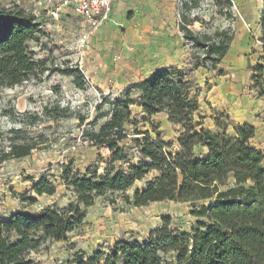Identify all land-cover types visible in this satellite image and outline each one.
Listing matches in <instances>:
<instances>
[{
    "label": "trees",
    "instance_id": "16d2710c",
    "mask_svg": "<svg viewBox=\"0 0 264 264\" xmlns=\"http://www.w3.org/2000/svg\"><path fill=\"white\" fill-rule=\"evenodd\" d=\"M258 25L262 53L248 69L252 88L264 99V0ZM179 30L196 53L193 67L223 75L219 65L230 48L234 30L200 33L188 28L185 19ZM42 34L36 15L19 3L8 6L0 0V87L20 85L46 70L44 61L36 60L29 49V42ZM54 70L72 77L76 88L86 87L77 64ZM193 85L183 68L169 65L129 84L119 97L110 99L102 94L93 122L105 120L89 137L94 145L105 146L110 152L105 171L98 173L91 166L80 171L71 161L62 163L60 179L74 201L62 208L49 204L37 211L17 210L0 218V264H38L30 253L46 239H65L83 223L86 208L108 193H116L110 203L115 204L119 198L120 211L161 201L207 203L192 208L196 224L189 233L174 235L169 230L170 217L163 216L161 227L145 241L120 239L106 254L101 250L87 257L76 254L74 264H161V255L168 253L174 254V264H264V152L250 142L255 128L230 121L225 112L219 113L224 118L214 119L213 128L201 127L193 116L199 109ZM133 104L146 116L163 113L168 122L178 125L176 144L163 140L155 126V137L148 130L134 131L132 134L142 136L129 137L126 124ZM103 105L107 109L100 111ZM44 112L53 119L69 114L57 105ZM9 132L14 137L0 149V165L29 156L39 144L25 138L22 128H11ZM128 138L130 143L126 144ZM198 150H206V156L199 157ZM134 154L138 160L130 164ZM115 162L122 166L116 168ZM150 172L155 174L145 180ZM28 178L34 194H55L56 188L47 177ZM229 179L231 186L223 189ZM141 181L143 185L138 187L136 183ZM17 196L29 199L24 193Z\"/></svg>",
    "mask_w": 264,
    "mask_h": 264
},
{
    "label": "rangeland",
    "instance_id": "374dc122",
    "mask_svg": "<svg viewBox=\"0 0 264 264\" xmlns=\"http://www.w3.org/2000/svg\"><path fill=\"white\" fill-rule=\"evenodd\" d=\"M156 1L160 6L165 2L172 7L174 24L178 30L184 19L188 28L200 33L212 34L215 30L227 28L234 30L231 50L228 52L231 56L227 53L221 61L223 69L219 65L227 76L217 75L215 71L210 72L201 67L194 68L193 57L196 53L184 40L188 64L183 69L187 77L193 80L192 93L198 94L199 109L193 115L195 121L201 123V127L211 129L215 125L214 119L219 113L225 112L228 119L235 122L229 108L235 97L232 93L223 92V88L229 82H235L241 84L242 94L246 95L249 89H253L251 71L247 68L249 64L256 63L260 57L257 54L262 53L258 25L262 0H220V3L213 0ZM13 2L21 4L41 22L43 34L29 42V49L36 60L44 61L46 70L20 85L0 87V149L7 147L14 137L9 132L11 128H22L25 138L39 142L29 156L10 159L0 165V218L17 210L33 212L49 204L62 208L73 202L75 197L60 179L64 161H71L74 168L80 171L89 166L97 168L98 173L105 171L110 152L105 146L94 145L89 137L90 132L97 131L105 120L102 118L93 122L98 113L96 105L101 101L102 94L114 99L135 82L119 76L120 69L115 62L121 59L115 54L116 44L109 42L105 34L101 37L91 35L83 46L80 45L79 38L83 29L80 20L68 11L52 14L57 0H5L8 6ZM250 55L247 65L240 66L239 61H244ZM75 64L84 74V89L76 88L72 77L54 70ZM141 76L139 73L138 78ZM253 91L257 94L255 89ZM56 105L67 109L68 116L54 119L46 116L44 109ZM102 109H107V106L103 105L100 111ZM130 109V120L126 124L129 137L142 136L132 134L138 130H148L155 137L156 132L152 130V126H155L163 140H172L176 144L180 128L168 122L165 114L146 116L135 104ZM78 143H81L80 146H77ZM125 143L129 144L130 139ZM73 146L76 148L73 149ZM198 154L204 157L207 153L206 150H198ZM137 160L134 154L129 163ZM113 164L116 168L122 166L121 162ZM127 165L123 164L124 167ZM154 174L150 172L145 180L151 179ZM40 176L47 177L55 186V194L38 196L30 190L31 181L28 177L37 179ZM231 183L229 179L223 189L231 186ZM136 185L142 187L143 181ZM20 193L34 201L21 200L17 196ZM114 196L116 193H108L96 198L94 204L86 208L80 226L63 240L46 239L37 250L30 253V258L38 264H74L73 259L78 253L87 257L101 250L106 254L109 247L120 239L145 241L153 231L161 227L163 216L170 217L169 230L174 235L189 233L196 224V217L191 214L192 208L207 203L161 201L143 207H125L120 211L122 204L119 198L115 204L110 203ZM161 257V264H174L173 253L162 254Z\"/></svg>",
    "mask_w": 264,
    "mask_h": 264
},
{
    "label": "crops",
    "instance_id": "0c3cea01",
    "mask_svg": "<svg viewBox=\"0 0 264 264\" xmlns=\"http://www.w3.org/2000/svg\"><path fill=\"white\" fill-rule=\"evenodd\" d=\"M162 3L163 6L156 0H120L113 6L112 21L106 22L92 35L101 37L105 34L109 42L116 44L115 54L121 61L117 60L115 65L120 69L119 76L126 81L136 82L169 65L185 68L188 64L182 33L174 24L173 9ZM129 13L133 14L128 17ZM228 56L231 55L228 53ZM251 56L240 60L239 65L246 66ZM139 73L142 74L140 79ZM227 75L224 72L222 76ZM88 83L93 84L92 81ZM253 90L242 94L241 84L235 82H229L223 88V92L232 93L235 97L229 107L235 122L248 123L255 128L250 142L264 152V99ZM226 103L230 104L227 100Z\"/></svg>",
    "mask_w": 264,
    "mask_h": 264
},
{
    "label": "built area",
    "instance_id": "2783aa9c",
    "mask_svg": "<svg viewBox=\"0 0 264 264\" xmlns=\"http://www.w3.org/2000/svg\"><path fill=\"white\" fill-rule=\"evenodd\" d=\"M118 1L120 0H57V6L52 14L68 11L80 20L83 29L79 41L83 46V43L106 22L112 21V9Z\"/></svg>",
    "mask_w": 264,
    "mask_h": 264
}]
</instances>
